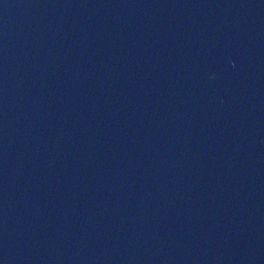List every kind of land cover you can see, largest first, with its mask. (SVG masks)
<instances>
[{"label": "water", "instance_id": "obj_1", "mask_svg": "<svg viewBox=\"0 0 264 264\" xmlns=\"http://www.w3.org/2000/svg\"><path fill=\"white\" fill-rule=\"evenodd\" d=\"M0 264H264V0H0Z\"/></svg>", "mask_w": 264, "mask_h": 264}]
</instances>
